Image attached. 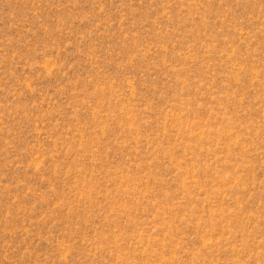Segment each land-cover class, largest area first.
<instances>
[{
    "label": "rangeland",
    "instance_id": "obj_1",
    "mask_svg": "<svg viewBox=\"0 0 264 264\" xmlns=\"http://www.w3.org/2000/svg\"><path fill=\"white\" fill-rule=\"evenodd\" d=\"M0 264H264V0H0Z\"/></svg>",
    "mask_w": 264,
    "mask_h": 264
}]
</instances>
